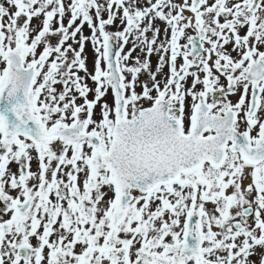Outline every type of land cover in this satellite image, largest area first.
<instances>
[{
	"label": "snow or ice",
	"instance_id": "1",
	"mask_svg": "<svg viewBox=\"0 0 264 264\" xmlns=\"http://www.w3.org/2000/svg\"><path fill=\"white\" fill-rule=\"evenodd\" d=\"M0 264H264V0H0Z\"/></svg>",
	"mask_w": 264,
	"mask_h": 264
}]
</instances>
